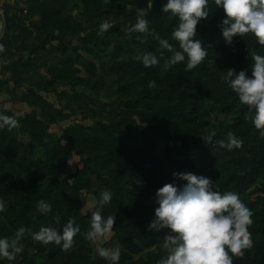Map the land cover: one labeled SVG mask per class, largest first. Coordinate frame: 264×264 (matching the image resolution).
Instances as JSON below:
<instances>
[{"label":"rangeland","instance_id":"374dc122","mask_svg":"<svg viewBox=\"0 0 264 264\" xmlns=\"http://www.w3.org/2000/svg\"><path fill=\"white\" fill-rule=\"evenodd\" d=\"M158 3L161 8H158ZM162 5L163 0H153L151 7L148 0H12L5 3L4 8L9 13L12 24L9 45L15 49V56H25L24 52H28L31 65L25 68L26 74L18 70L11 71L19 75H30L28 80L20 79L16 82V85L23 84L18 90L19 95L2 85L0 96L9 97L14 103L21 104L24 102L21 94L28 91V86L31 85L36 89L37 95H42L56 109H61V114L58 116L56 113L54 122L50 124L44 121L41 135V129L36 124L21 122L22 118L26 119L29 113L36 111L25 102L27 106L9 109L10 115H16L20 125L11 130L7 127L0 129V197L6 201V209L0 215L8 225L7 233H0V236L11 237L19 227L26 228L21 241L24 244L23 252L14 261L6 257L0 258V264L54 263L53 258L42 255L41 251L46 243L33 238V233L37 231L32 228L30 221V217L36 212L37 202L44 199L49 188H52L50 192L54 188L57 191L64 189L67 193L78 191L80 211L85 218L81 225L84 232L82 236L76 237L79 242L75 240L70 249L81 250L73 264H110L108 259L99 255V244L111 248L120 246L121 259L118 264H156L158 259L167 255L163 238L171 229L160 230L161 236H156L155 230L149 231L148 225L155 216L153 208L157 206V202L150 198L144 200L142 208L138 202L132 204L135 209H140L139 214L137 211L126 214L112 200L104 206L103 211L105 216L116 214L115 231L96 243L84 235L90 228L92 212L98 207L101 190L105 189L95 178H88L91 174L84 170L88 155H91L89 165H93L91 159L98 154H107L109 163L98 161L101 173L105 176H109L110 169H120L127 165V153L120 155L118 147L115 151L112 150L116 146L115 142L111 140V143L104 138L106 135L103 131L102 140L109 147L98 145L100 143L97 140L95 142L94 135H100L98 129L102 125L107 129L112 128L113 135L116 134L118 138L117 145L133 149L143 144L137 140V136L140 131H144L152 138L151 155L162 159L161 163L165 167L173 163L168 154L175 156L180 162L188 159L181 148L184 140V147L196 160L203 175L210 176L212 171L215 172L213 180L218 190L239 191L241 187H246L244 191H239L242 198L253 209H264V132L253 120L246 118L249 111L245 115L224 112L221 107L231 101L220 96L214 89L213 93L201 94L198 106L193 92L182 99L176 94L169 97L166 90L160 89L157 93L156 87L160 85L161 75L144 74L137 68L145 51H152L156 55L163 51L165 57L171 55L169 50L161 48L158 39L149 35L147 39L139 40L137 35H144L143 33L128 32L131 24L136 22L138 8H144V15L150 21L149 27L156 29L154 17L171 14L163 12ZM207 7L210 15L202 18L199 26L205 32L207 40L226 45L224 49H214L219 51L218 55L226 54L229 50L238 56L242 49L258 45L259 51L264 53V44L252 33L243 37L237 34L233 43L228 44L221 29L226 11L217 5L216 0H209ZM105 19H110L113 26L101 36L99 26ZM165 19L166 17L163 20ZM156 30L160 36L174 44L172 34ZM44 46L46 51L43 52ZM254 59L250 53L245 62L252 64ZM179 63L184 64L182 69L186 68V60ZM58 65L68 67L67 75L70 79L52 82L50 67ZM153 79L156 85L150 87L148 82ZM47 82L53 84L45 86L50 89L54 86L56 93L50 89L39 93L38 87ZM241 103L248 107L246 102ZM4 104L5 102L0 105V111L9 114ZM249 126L253 130L257 128V151L263 162L255 164L254 168L225 170L224 162L236 157L248 142L243 147L237 146L229 150L215 141H205L202 136L214 128L216 140L227 139L230 130L239 136L240 129H247ZM27 148L26 152L29 151L36 161H40L33 170L39 172V186L35 191L33 188L24 191L19 184L20 179L27 175L29 180H34L33 172L20 173L22 171L19 168H14L17 155ZM156 161L154 158V162ZM152 170L148 169L155 180L150 179L149 184L151 191L157 195V190L171 180H158L157 173ZM53 201L50 199L51 203ZM126 203L129 206L131 202L126 200ZM140 214L146 219L145 222L141 221L139 225L129 222L133 219L141 220ZM40 217L41 228L50 215L43 213ZM253 221L250 225L252 234L264 229V217ZM252 239V248L246 249L244 256H236L234 264H264V242H259L253 236Z\"/></svg>","mask_w":264,"mask_h":264},{"label":"clouds","instance_id":"9594fccd","mask_svg":"<svg viewBox=\"0 0 264 264\" xmlns=\"http://www.w3.org/2000/svg\"><path fill=\"white\" fill-rule=\"evenodd\" d=\"M223 7L226 16L221 23L222 34L228 44L233 43L239 34H254L259 42L264 44V0H216ZM149 7L153 0H148ZM209 0H167L163 4V12L178 16V26L172 32V37L179 42V47L169 39L160 36L155 28H150V21L144 15V8H138L134 24L128 32L143 33L137 39L145 40L152 36L159 40L162 49L171 52L165 60L166 67H172L178 62L187 61L186 69H193L208 57V48L198 36V24L202 18L210 15L207 7ZM112 21L105 19L100 24L99 34L102 36L112 27ZM59 31V30H57ZM4 44L0 42V50ZM161 56L165 53L162 51ZM255 58L251 65V73L247 69L237 71L234 67L220 71L223 80L238 94L239 99L249 107L246 118L254 121L255 125L264 132V53L253 51ZM145 66L158 65L159 57L152 51L142 54ZM149 86L154 87L156 81L149 80ZM20 125L16 115L0 111V129L9 130ZM216 129L212 128L205 136V141L216 142L227 149L243 147L245 141L235 131L227 133V139L216 140ZM187 183L183 186L175 182L164 184L157 190L158 207L155 216L148 225L150 230L159 232L169 228L163 238V246L167 255L158 259L156 264H234L236 256H244L246 249L253 246L250 225L253 224V210L241 193L229 189L220 191L216 182L209 176L196 174L191 171L174 173ZM113 199L110 189H102L98 207L92 212L90 228L84 233L87 239L96 243L112 234L116 223V214L105 216L103 209ZM6 209V201L0 197V212ZM39 212L47 214L53 209L50 201L40 199L37 202ZM59 221L60 217H56ZM26 228L19 227L14 236H0V258L14 261L24 250L21 242ZM81 232V227L75 218H70L63 225L61 232L52 225H42L40 230L33 233L35 240L44 243L55 242L67 250L75 244V237ZM62 242V243H61ZM99 255L108 259L110 264H118L121 259V248L98 245Z\"/></svg>","mask_w":264,"mask_h":264},{"label":"trees","instance_id":"16d2710c","mask_svg":"<svg viewBox=\"0 0 264 264\" xmlns=\"http://www.w3.org/2000/svg\"><path fill=\"white\" fill-rule=\"evenodd\" d=\"M167 0H163V4L166 3ZM158 3V8H161ZM163 6V5H162ZM151 11L153 9L151 8ZM55 13V11H54ZM164 17H166L165 21L163 20ZM163 18V19H161ZM156 23V29L160 31H164L166 33L172 34L175 27L178 26L179 18L178 16H172L169 15H163L159 14L158 17H154V20ZM12 24L10 23L9 15H7V30L11 32ZM198 28V36L204 41V44L208 48V57H206L205 61L202 62L200 65L196 66L194 70L192 69H186L182 66L184 64H180L179 62L172 66V67H166L165 66V60L167 57L157 55L159 57L160 63L158 65L153 66H145L143 61H140L138 64V69L141 73L148 74V75H161L160 85L159 87H156V91H162L166 90L168 93H166L169 97L171 94H176L179 99L186 98L189 96L188 94L193 92V96L195 97V102L197 103L196 106H198L199 103H201V94L202 93H213V89L216 90L220 96L223 98L230 100L231 103L222 106V110L227 113L231 112H239L241 115H245L249 111V107H244L242 101L239 99L238 94L231 88L230 84L223 80L221 77L220 71H226L229 67L236 68L237 71H240L241 69H247L249 73H251V65L248 62H245L247 58H249L250 53L253 51H259L260 46H254V47H248L244 48L240 51L238 56L233 55L232 51H227L226 54L218 55L219 51L214 50L215 48L224 49L226 48V45L221 42H213L206 39V36L204 35L205 32L203 29L199 26ZM248 35V34H247ZM172 40L176 46L179 47V42L175 40L172 37ZM60 42V41H59ZM42 51H46V47L44 46ZM49 53V51H48ZM42 57V56H40ZM29 57L24 58L21 57L20 60L13 63L9 68V70L14 71L18 70L23 74H26L25 70L31 65V61L28 59ZM26 68V69H25ZM175 68V69H174ZM69 71L68 67L66 65H58V66H51L50 67V75L53 78V81H60L62 79H70L68 77L67 72ZM15 75H18L17 73H14ZM19 79H16L15 83L18 82V80L26 81L28 79H25L22 76H18ZM51 82V83H52ZM26 83V82H25ZM50 82L42 83L39 88V93L41 94L42 91H48L50 88L48 84H51ZM53 84V83H52ZM5 85V81L0 80V86ZM23 84L16 85L17 87L22 86ZM53 92L56 93V90L54 86L52 87ZM49 90V91H50ZM58 90V89H57ZM36 97L35 100L32 96ZM36 89L30 85L28 86V91H24L21 94V98L24 102H27L31 107L34 108L33 113H29L27 118L21 119V122L29 123V124H36V126H39L41 129V135H43L44 130V121H48V123L54 122L55 114L57 113L58 116L61 114V109H56L55 105H51L48 101V99H45L42 95H37ZM156 94V92H155ZM32 97V98H31ZM168 97V99H169ZM203 103V102H202ZM39 110V114H38ZM8 113L10 115V110H8ZM46 120H45V119ZM99 127L98 132L100 135H94V140L100 144L98 145H104L105 148H108L109 146L105 141H103L101 134L102 131L106 135L104 138H107L110 142L111 140L115 142L114 147H112V150L118 147V150L120 149V155L123 156L124 152L127 153L126 155V161L127 165L123 166L120 169L112 168L109 170V176H105L101 173V167L98 161L102 162H108L109 159L107 157V154L102 153L101 155L98 154L97 157H94L91 159V162H93V165H89L88 159H90L91 155H88V159L85 161V172H89L91 175L88 176V178L93 179L95 178L99 183L104 185L105 188L110 189L113 193V201L116 202L115 204L120 207V209H123L126 214L130 213V211H133L134 213L139 214L140 209H135L132 207L133 203L140 204V208L143 207V202L146 199H151L154 202H157V195H154V192L151 191L150 188V179L155 180L153 178L152 173L148 171L149 168H152L154 172L157 173L158 180H171V182H175L180 186H183V184L187 183L184 179L175 176L174 173L177 172H184V171H191L198 175L203 174L201 168L198 166L196 160L191 157L190 153L187 151V149L184 147V140H182L181 148L182 151L185 152L187 155V160L185 161H179L175 156H172L168 154V157L172 159V165H163L161 163L160 158L157 156L151 155V148L152 143L150 137L144 132L140 131L141 133L137 136V140L140 142L142 141L143 144L138 146L137 148H131L126 147L122 145H117V135L112 132L111 129H107L103 127ZM126 126V125H124ZM127 127V126H126ZM122 128V127H121ZM95 129V128H93ZM257 130V128H256ZM255 129H251L250 126L247 129H243L239 131V136H242L246 139L245 142H248V145L242 149V151L236 155L231 160H227L224 162L223 168L229 169H239L240 167H243L244 169H247L249 167L254 168L255 164H259L263 162L262 156L257 151V147L259 145V140L256 137L257 131ZM120 134H123L119 132ZM15 139V138H14ZM101 139V140H100ZM112 143V142H111ZM186 146V142H185ZM28 148L25 151H21L19 155H17V158L14 161V168L18 170H21L20 173H27L33 172L34 180H29L28 175L26 177H23L20 179L19 184L22 185L21 189L26 191L30 188H33L34 191L39 186V172L33 171L40 161H36L32 155H30V152H26ZM115 151V150H114ZM113 151V152H114ZM145 154V156H144ZM150 156V157H149ZM154 158L157 159L156 162H154ZM168 160V159H167ZM46 166V165H45ZM149 173V174H148ZM208 176L207 174H204ZM215 172H211L210 176L212 179H214ZM33 181V182H32ZM214 181V180H213ZM45 193V196L43 197L45 200L50 201V199H53V209L49 213L50 218L47 217V221H45V225H52L57 227L61 232L63 231V225L67 223V221L70 218H75L76 223H78L81 227L82 222L84 221V216L81 214L80 211V203L78 202V191L73 190L67 193L64 189L61 191H57L56 188L53 189L52 193ZM246 187H241L240 192L244 191ZM54 195V196H53ZM126 200L131 202L129 203L130 207L127 206ZM158 206V202L156 203ZM155 206V208L157 207ZM250 206V205H249ZM251 207V206H250ZM155 208L154 211H155ZM253 220H259L264 217V209H253ZM105 212L103 211V214ZM106 214V213H105ZM43 213L39 212L38 209H36V212L32 217H30V221L32 222V228L35 231L40 230V220L42 219L40 216H42ZM59 216L60 219L57 221L56 217ZM142 216L141 220L133 219L129 222H134L133 224L139 225V222H145L146 219H144V216ZM2 215H0V233H7L8 225L3 220L2 221ZM82 228V227H81ZM149 231H151L149 229ZM84 231L81 229V232L76 235L82 236L81 234ZM153 234V233H152ZM156 236H161V232L154 233ZM154 236V235H152ZM253 238L256 240H259V242H264V229L257 230L255 234H252ZM75 237V240H77ZM76 242H79L78 240ZM62 243V242H61ZM130 247H132L131 244H129ZM72 248V247H71ZM71 248L65 250L62 248L60 244H56L55 242H49L45 244V247L42 248V255L49 256L54 259L53 264H73V261L76 257L80 256L79 249L77 250H70ZM72 251V253H71Z\"/></svg>","mask_w":264,"mask_h":264},{"label":"crops","instance_id":"0c3cea01","mask_svg":"<svg viewBox=\"0 0 264 264\" xmlns=\"http://www.w3.org/2000/svg\"><path fill=\"white\" fill-rule=\"evenodd\" d=\"M11 2L12 0H0V42H3L4 48L3 50H0V80L6 82V86L16 93V95H19L18 90L20 89L21 86L17 87L16 86V79H19L18 76H22L25 79L30 78V75H15L14 73L9 70L10 66L15 63L16 61L20 60L21 57L27 58L28 52H24V55L20 56H15L14 52L15 49L12 48V46L9 45V36H10V31L7 30V15L9 13L6 11L4 8L5 3ZM6 31V35L4 36V33ZM25 51V50H24ZM23 54V53H22ZM5 102L4 106L6 109H13L14 107H24L27 106L25 102L18 104L14 103L15 101L10 100L9 97L5 98L4 96H0V105ZM10 102V104H9ZM9 105V106H8ZM14 110V109H13Z\"/></svg>","mask_w":264,"mask_h":264},{"label":"water","instance_id":"95a60500","mask_svg":"<svg viewBox=\"0 0 264 264\" xmlns=\"http://www.w3.org/2000/svg\"><path fill=\"white\" fill-rule=\"evenodd\" d=\"M6 35V31H5V33H4V36Z\"/></svg>","mask_w":264,"mask_h":264}]
</instances>
